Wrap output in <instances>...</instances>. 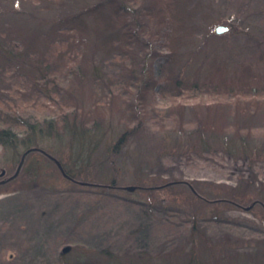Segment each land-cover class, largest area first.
<instances>
[{"label": "rangeland", "instance_id": "rangeland-1", "mask_svg": "<svg viewBox=\"0 0 264 264\" xmlns=\"http://www.w3.org/2000/svg\"><path fill=\"white\" fill-rule=\"evenodd\" d=\"M97 1L0 0V26L12 24L15 33L32 41L34 57H49L58 69L61 56L77 49L58 45L52 41L54 35L52 40L38 39L37 27L47 23L42 28L50 32L61 16ZM180 1H172L176 3L177 28L170 26L173 28L165 48L149 38V31L143 28L142 45L108 53L106 47L95 45L101 35L90 18L84 33L85 74L72 76L65 86L82 90L78 97L84 101L96 92L104 104L102 101L108 99L104 88L94 89V85L117 88L133 76L141 81L139 68L145 61L157 85L164 86L167 81L172 84L179 77L187 80L193 75H209L228 88V95L233 93V97L192 95L186 91L176 94V88L158 93L157 85L148 89L143 86L141 90L130 88L128 96L122 93L112 97L109 104L98 107L107 118L100 126L102 141L95 142L90 150L74 153L90 164L91 173L96 172L90 174L95 177L90 185L64 176L53 160L47 161L38 151L25 157L15 179L1 183L16 172L22 153L4 151L0 146V173L5 171L0 176V264H60L59 254L65 245L78 247L71 255L86 251L87 256L98 261L101 258L96 256L97 248L110 246L127 262L186 264L195 219L211 243L228 236L226 245H213L229 255L219 259L220 264H264V206L257 203L246 209L251 200L264 196V191L260 194L264 187V0ZM156 4L158 8L161 3L157 0ZM142 22L146 24L147 19ZM188 22L194 26L190 32ZM218 24H227L230 30L217 34ZM168 50L173 58L164 62ZM94 67L101 72L98 83L90 73ZM2 79L0 97L22 103L36 96L18 87L21 78ZM56 80L61 83L60 77ZM235 91H241V97L234 98ZM40 99L55 107L45 97ZM236 103V114L227 113ZM197 118L208 129L204 138L200 137V124L193 122ZM228 124L243 128L242 135L238 137L235 129L226 128ZM135 125V132L113 154L115 140ZM54 144L58 147L63 143L58 139ZM63 146L70 154L69 145ZM27 164L35 166L36 174L24 167ZM114 175L118 188L98 186L101 183L96 180L107 183ZM129 185L136 188L129 190ZM138 185L152 186V193L138 189ZM190 186L208 200L196 197ZM150 201L154 209L165 210H154L153 216L147 218L149 234L137 233L135 228L145 219L140 205ZM200 251L207 253L202 246ZM139 252L142 258L137 257Z\"/></svg>", "mask_w": 264, "mask_h": 264}, {"label": "trees", "instance_id": "trees-1", "mask_svg": "<svg viewBox=\"0 0 264 264\" xmlns=\"http://www.w3.org/2000/svg\"><path fill=\"white\" fill-rule=\"evenodd\" d=\"M146 1L147 0H98L97 2L84 7V9L80 11L61 16L58 20L54 21L52 24L53 30L50 32H46L42 28L47 25V23L42 22L41 26L37 27V30L35 31L38 39L40 37H47L52 40L51 37L54 35L52 41L58 43V45L68 48L75 47L77 49L71 51L66 56H61V64L58 69L57 66L49 60V57L45 59L34 57L30 47L32 41L15 33L12 24H1L0 79L1 77L3 78L2 80L6 79V77L13 79L21 78V80L18 79L20 85L18 87L24 88L33 93V95H36L34 98L28 97L26 100H22V103H14L10 101L11 99L8 100L5 96L0 97V146L4 151H12L19 155L21 153L24 154L29 150L26 156L34 151H38L45 156L47 161L53 160L55 162L51 157V155H53L62 163V166L68 175L66 177L78 183L89 182L88 185L92 183L91 180L95 177L90 176V174H95L96 172L91 173V170L88 168L90 164L86 163L85 160H82L78 156L76 157L74 153L90 150V147L94 145L95 142L98 144L102 141L103 134H100L102 133L100 126H102L103 121L107 118H104V116L100 114L101 111L98 107L106 103L109 104L112 97L118 94L123 93L128 96L130 88L141 90L143 86V88L146 89L155 87L158 84L157 78L152 77V69H149L144 61V63L142 62V64H140L139 68L141 81L138 80L137 76H133L135 73L133 70L132 72L134 73L129 74L131 77L133 76V79L127 80L126 84L124 83L122 86H117V88H112L110 84L105 87L94 85V89L98 87L104 88L106 92L105 94L108 98L107 100L102 101L105 102L104 104L101 103V100L99 99L100 97L97 96L96 92H94V94L92 93L91 97H86L85 101L84 99H79L78 95L83 91H76L77 89L73 86L67 87L64 83L70 81L72 76L75 77L79 76V74H85L83 70L84 68L82 69V64L86 62L87 56V53L85 54L87 38L85 39L84 33L88 29L90 18L95 20L93 22L95 27L100 30L99 35H101V38L97 42L95 41V45H98L101 49L102 47H106L105 51L108 53L111 52L109 50L116 48L118 51H130L134 49V46L139 47L142 45L144 40L140 33L143 31L141 30L143 28H147L146 30L149 31V38H154L155 42H158L159 45L165 48V43H167V38L170 35L169 33H171L170 30L173 28L170 26L174 25L176 22V17L174 16V7L176 6V3L174 2L173 5V0H159V3L161 4L157 8V0H150L148 3ZM108 4L111 5L110 9L107 7ZM181 7L184 10L182 5ZM185 13L186 11L184 10V16L187 20V13ZM128 16H130V18H128ZM178 17L180 18V16ZM145 18L147 19V23L143 24L142 20ZM182 21L183 19L181 18L180 22ZM183 27L185 28V25L182 26V29ZM186 27L190 32L194 26L188 22ZM174 28L177 27L174 25ZM92 42L93 40L91 39L88 45ZM145 43L147 44V47H150L148 42ZM125 47L128 49L123 50L122 48ZM156 53L159 55V52ZM164 58V62H168L173 58V55L170 56L168 50ZM133 67L136 68L137 64L133 65ZM90 73L93 78L95 77L97 83L101 80V72L98 67H94ZM147 75H149V77L146 78ZM59 77L61 78V83L56 80V78L59 80ZM51 83L54 85L53 88L51 87ZM172 88H176V94L178 92L183 93V91H186L192 95L211 94L226 99L233 97V93L231 94L232 96L228 95L227 91H230L228 88H224L220 83L217 84L214 82L209 75L204 77L193 75L192 78H188L187 80L179 77L172 84L171 81H167L164 86L157 85L158 93L163 90H171ZM240 92L235 91L234 93L236 96H234V98L241 97L239 96ZM40 96L45 97V99L49 100V103L55 105V107L52 108L45 104L44 101L41 102L42 100L40 99ZM143 97L144 96L142 95L141 99H143ZM67 98L68 100H66ZM87 101H89L88 105L86 104ZM236 105L237 103L235 106L231 105L227 113L229 112L234 116L238 109V106ZM198 111L200 112V110ZM136 117L137 115L134 114L133 118L136 119ZM200 120L197 118L196 120H193V122L196 121L200 124H198L201 129V131H199L200 137L204 138V135L208 133V129H206L203 120ZM136 125L127 128L115 140V143L111 147L113 149L111 150L113 154L119 152L120 148L128 140L130 135L135 132V129H137ZM235 126L237 125L230 124L226 128H229L230 130L235 129L234 131L236 132V135L240 137L242 135L240 134V131H242L243 128H235ZM224 127L225 126H223L222 129ZM220 132L224 133L225 130H220ZM90 133L93 134V137ZM98 134L100 135L97 137ZM58 139L64 145H69V148L71 149L70 154H67L66 150L63 149V144H60L58 147L55 146L54 141H57ZM94 139L95 141H93ZM75 146H77L76 149ZM73 158L74 162H71ZM111 160L113 161L114 158ZM83 166L87 167L84 168ZM24 167L28 169L30 173L36 174V168L35 166H32V164H27ZM112 168L114 169L113 165ZM16 177L8 178L5 182L1 183H6L10 180L12 181ZM92 177L94 178L92 179ZM115 179L116 176L114 175L110 179L111 181H108L107 183L99 181L101 179L96 181L101 183L98 185L99 187L107 190H114L119 187ZM137 188L150 192L152 191V186L146 187L144 185H138ZM190 188L196 197L201 200H208L207 196L196 190L195 187L193 188V186H190ZM260 191V194H263L264 187L263 190L261 188ZM263 197L251 200L248 205H252L253 207L257 203H260L264 206ZM228 201L235 203L232 200ZM140 206L141 212L145 217L144 221L147 220V218H150V215L153 216L155 213L154 210L162 212L165 208L160 209V207H158L157 209H154L156 207L153 205L152 201L147 205L141 204ZM144 221L139 226L137 225L134 231L147 235L151 230V225H149L148 220L146 222ZM191 236L192 244L189 246L188 250H186V264H220L219 259L229 257L227 253L222 250L219 252V249L213 246L215 244L216 247L219 244L224 246L225 243L227 244L229 242L228 236L222 238L216 243H211L207 239L202 227H200L197 219L193 220ZM203 242L206 244H202ZM201 246L205 248V252H207L206 255H203L200 251ZM75 249L77 250L78 247L74 248V246L71 245L63 246V249L59 254L60 264H138L131 261H124L121 254L114 251L110 246L97 248L96 256L101 258V261L94 260L90 256H87L88 254H86V251H77V255H71ZM137 257L142 258V252H139Z\"/></svg>", "mask_w": 264, "mask_h": 264}, {"label": "water", "instance_id": "water-1", "mask_svg": "<svg viewBox=\"0 0 264 264\" xmlns=\"http://www.w3.org/2000/svg\"><path fill=\"white\" fill-rule=\"evenodd\" d=\"M229 30H230V26L227 25V24H218V25L215 26V32H216L217 34H223V33H226V32H228ZM39 149H40V148H39ZM28 151H29V150H27L24 154H22V157H21V160H20V162H19V165H18V167H17L16 172H15L12 176H10L9 179H10V178H13V177H16V176L18 175V173H19L20 170H21V167H22L23 162H24V160H25V156H26V154L28 153ZM51 157L55 160L57 166L59 167V169L61 170V172L64 174V176H68V175L66 174V172H65V170H64V168H63V166H62V163L60 162V160H58V158H56V157H54V156H52V155H51ZM4 174H5V171L3 170V171L0 173V176H2V175H4ZM4 181H6V180L3 179L2 182H4ZM81 183H83V184H88V183H86V182H81ZM126 188L129 189V190H134V189L136 188V186H135V185H129V186H126ZM251 207H252V205H249V206L246 207V209H249V208H251Z\"/></svg>", "mask_w": 264, "mask_h": 264}, {"label": "flooded vegetation", "instance_id": "flooded-vegetation-1", "mask_svg": "<svg viewBox=\"0 0 264 264\" xmlns=\"http://www.w3.org/2000/svg\"><path fill=\"white\" fill-rule=\"evenodd\" d=\"M2 181V180H1Z\"/></svg>", "mask_w": 264, "mask_h": 264}]
</instances>
